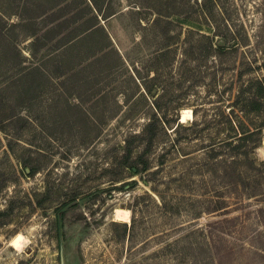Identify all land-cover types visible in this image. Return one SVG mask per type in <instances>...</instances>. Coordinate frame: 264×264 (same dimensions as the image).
<instances>
[{"label": "rangeland", "instance_id": "374dc122", "mask_svg": "<svg viewBox=\"0 0 264 264\" xmlns=\"http://www.w3.org/2000/svg\"><path fill=\"white\" fill-rule=\"evenodd\" d=\"M95 2L0 0V264H264V0Z\"/></svg>", "mask_w": 264, "mask_h": 264}, {"label": "water", "instance_id": "95a60500", "mask_svg": "<svg viewBox=\"0 0 264 264\" xmlns=\"http://www.w3.org/2000/svg\"><path fill=\"white\" fill-rule=\"evenodd\" d=\"M122 207L125 206V204H121ZM60 261H61V264H65V257H64V246H63V241L60 240Z\"/></svg>", "mask_w": 264, "mask_h": 264}, {"label": "trees", "instance_id": "16d2710c", "mask_svg": "<svg viewBox=\"0 0 264 264\" xmlns=\"http://www.w3.org/2000/svg\"><path fill=\"white\" fill-rule=\"evenodd\" d=\"M92 2H94V4H96L95 0H92ZM260 91H261L260 93H264V87L262 85H260ZM263 97H264V95H263ZM247 101H248V99H247Z\"/></svg>", "mask_w": 264, "mask_h": 264}, {"label": "bare ground", "instance_id": "6f19581e", "mask_svg": "<svg viewBox=\"0 0 264 264\" xmlns=\"http://www.w3.org/2000/svg\"><path fill=\"white\" fill-rule=\"evenodd\" d=\"M261 152H264V147L261 148ZM263 156H264V155H263ZM121 208H126V206H124V207L121 206Z\"/></svg>", "mask_w": 264, "mask_h": 264}]
</instances>
